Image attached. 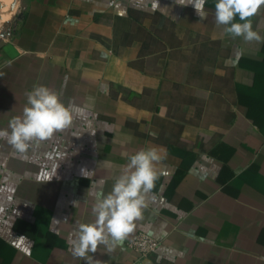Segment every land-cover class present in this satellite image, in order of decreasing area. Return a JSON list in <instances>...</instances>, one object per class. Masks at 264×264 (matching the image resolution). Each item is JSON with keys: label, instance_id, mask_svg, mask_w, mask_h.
Wrapping results in <instances>:
<instances>
[{"label": "crops", "instance_id": "0c3cea01", "mask_svg": "<svg viewBox=\"0 0 264 264\" xmlns=\"http://www.w3.org/2000/svg\"><path fill=\"white\" fill-rule=\"evenodd\" d=\"M215 3L201 19L176 0H18L0 36V130L41 85L74 119L25 155L0 138V264L86 262L69 250L77 225L94 222L96 193L148 148L162 159L142 218L113 251L89 255L264 264V43L225 35ZM251 19L264 36V5ZM138 232L156 252L128 247Z\"/></svg>", "mask_w": 264, "mask_h": 264}, {"label": "clouds", "instance_id": "9594fccd", "mask_svg": "<svg viewBox=\"0 0 264 264\" xmlns=\"http://www.w3.org/2000/svg\"><path fill=\"white\" fill-rule=\"evenodd\" d=\"M207 0H176L181 6L192 5L201 19L207 18ZM264 0H216L215 24L223 27L225 35L245 42L264 43V36L253 29L254 17ZM237 17L240 22H236ZM22 116L13 117L9 130H0V138L7 139L14 149L25 155L33 143L51 139L73 123L72 109L60 99L59 93L46 86H35L27 94ZM162 159L156 148L142 149L128 158L121 175L117 176L111 191L98 192L92 213V223H79L75 238L69 240L73 257L86 264H99L91 254L103 245L111 252L121 245L136 228L135 221L142 218L147 207L145 194L158 179L156 164Z\"/></svg>", "mask_w": 264, "mask_h": 264}, {"label": "built area", "instance_id": "2783aa9c", "mask_svg": "<svg viewBox=\"0 0 264 264\" xmlns=\"http://www.w3.org/2000/svg\"><path fill=\"white\" fill-rule=\"evenodd\" d=\"M159 246L160 241L145 232H138L128 242V247L138 253L140 258L147 257L150 254L156 252ZM81 264H86V262H83ZM130 264H137V260L131 262Z\"/></svg>", "mask_w": 264, "mask_h": 264}, {"label": "rangeland", "instance_id": "374dc122", "mask_svg": "<svg viewBox=\"0 0 264 264\" xmlns=\"http://www.w3.org/2000/svg\"><path fill=\"white\" fill-rule=\"evenodd\" d=\"M3 4L0 3V8L2 7ZM16 6H12L9 10V17H8V20L2 25L1 29H0V36H1V33L9 26L10 22L12 21L13 17H14V14H15V11H17V9H15ZM1 11V10H0ZM2 15V12H0V17Z\"/></svg>", "mask_w": 264, "mask_h": 264}, {"label": "bare ground", "instance_id": "6f19581e", "mask_svg": "<svg viewBox=\"0 0 264 264\" xmlns=\"http://www.w3.org/2000/svg\"><path fill=\"white\" fill-rule=\"evenodd\" d=\"M10 0H0V3L3 4L4 6L9 2ZM13 2V0H12ZM9 5V4H8ZM13 6V5H12ZM12 6H9V7H12ZM5 14V13H4Z\"/></svg>", "mask_w": 264, "mask_h": 264}, {"label": "water", "instance_id": "95a60500", "mask_svg": "<svg viewBox=\"0 0 264 264\" xmlns=\"http://www.w3.org/2000/svg\"><path fill=\"white\" fill-rule=\"evenodd\" d=\"M17 3H18V0H14V2H13V6H16ZM19 17H21L20 14H19ZM1 35H3V33H1Z\"/></svg>", "mask_w": 264, "mask_h": 264}]
</instances>
